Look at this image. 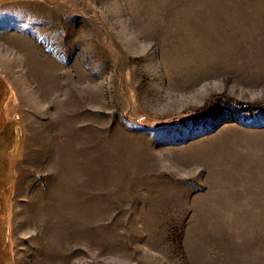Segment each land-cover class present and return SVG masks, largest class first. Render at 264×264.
Listing matches in <instances>:
<instances>
[{"label": "rangeland", "instance_id": "rangeland-1", "mask_svg": "<svg viewBox=\"0 0 264 264\" xmlns=\"http://www.w3.org/2000/svg\"><path fill=\"white\" fill-rule=\"evenodd\" d=\"M0 264H264V0H0Z\"/></svg>", "mask_w": 264, "mask_h": 264}, {"label": "trees", "instance_id": "trees-1", "mask_svg": "<svg viewBox=\"0 0 264 264\" xmlns=\"http://www.w3.org/2000/svg\"><path fill=\"white\" fill-rule=\"evenodd\" d=\"M164 122L169 123L170 121H164Z\"/></svg>", "mask_w": 264, "mask_h": 264}, {"label": "bare ground", "instance_id": "bare-ground-1", "mask_svg": "<svg viewBox=\"0 0 264 264\" xmlns=\"http://www.w3.org/2000/svg\"><path fill=\"white\" fill-rule=\"evenodd\" d=\"M43 64H44V63H43ZM43 64H42V65H43Z\"/></svg>", "mask_w": 264, "mask_h": 264}]
</instances>
